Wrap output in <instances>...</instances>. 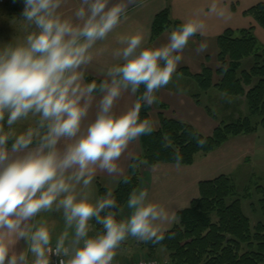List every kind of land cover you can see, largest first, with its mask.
<instances>
[{"label":"clouds","instance_id":"obj_1","mask_svg":"<svg viewBox=\"0 0 264 264\" xmlns=\"http://www.w3.org/2000/svg\"><path fill=\"white\" fill-rule=\"evenodd\" d=\"M66 3L24 0L29 31L22 42L0 48V264H50L53 254L59 264H113L129 237L153 244L164 239L166 210L149 200L147 188L131 192L125 217L111 190L93 199L90 186L97 171L120 174L118 161L129 145L153 132L141 109L158 102L156 93L172 82L204 23L194 14L159 46H143L140 31L119 34L113 56L120 62L103 73L106 79L85 82L97 43L127 20L133 0H79L71 14L62 11ZM206 49L201 43L196 50ZM141 86L132 106L117 114L122 94L135 95ZM93 106L95 117L85 126ZM30 115L38 117L35 127L14 139L4 132L5 117L11 128ZM174 159L179 167L182 156ZM52 211L62 212L65 225L55 247L46 222H35ZM92 221L102 231L89 235ZM20 240L26 247L16 252Z\"/></svg>","mask_w":264,"mask_h":264},{"label":"trees","instance_id":"obj_2","mask_svg":"<svg viewBox=\"0 0 264 264\" xmlns=\"http://www.w3.org/2000/svg\"><path fill=\"white\" fill-rule=\"evenodd\" d=\"M243 14L251 16L264 30V3ZM180 24L170 19L168 7L156 14L148 46H152V41L161 33ZM216 44L217 69L203 67L196 74H190L184 68L181 70L195 81L201 92L214 88L224 97H244L247 116L222 124L209 136H204L188 123L158 114V125L154 126L153 132L138 137L141 154L131 159L127 174L112 190L120 207L126 205L131 192L138 188L143 164L150 168L158 164L176 165L174 157L179 153L182 156L180 166H190L197 155L213 152L230 138L252 134L258 127L264 130V47L255 38L252 27L235 31L227 29L217 37ZM247 60H250V66L246 69L243 62ZM214 75L218 77L216 82ZM92 80L100 82L85 76V82ZM143 91L141 86L135 94V101ZM193 98L198 102V95ZM255 117L258 120L252 123ZM140 118L152 121L150 106L142 107ZM198 140L205 141L203 146L197 143ZM12 142L10 139L9 147ZM259 180L264 181V176ZM197 187L198 197L176 213L177 223L163 233L164 239L159 244L149 241L139 246L149 257H156L161 250L169 264H264V185L254 183L241 196L243 200L257 198L256 203L249 204L257 218L254 224L242 209V199L237 197L229 177L219 175L200 181ZM107 191L98 187V197L105 196ZM90 223L94 234L102 231L95 221Z\"/></svg>","mask_w":264,"mask_h":264},{"label":"crops","instance_id":"obj_3","mask_svg":"<svg viewBox=\"0 0 264 264\" xmlns=\"http://www.w3.org/2000/svg\"><path fill=\"white\" fill-rule=\"evenodd\" d=\"M78 2L79 0H67V3L62 11H65L67 14H71ZM117 2H119V0H111V3L113 4ZM259 3H264V0H133V3H131L128 7L127 20H122L120 26L109 35L106 41L97 43L96 48L94 49V59L87 67L85 76H91L102 81L107 78L103 75V73L106 72L112 65L120 62L113 56V50L120 47V45L116 43V38L119 34H131L133 32L140 31L144 36L143 46H148L151 40V25L153 18L165 8L168 7L169 9L170 19L180 23L192 18L194 14H198L204 23V34H197L190 40L188 47L182 53L183 58L176 70V73L174 74L175 77L181 75L183 76L185 79L184 85H186V87H179L178 82L176 85L175 82L172 85L169 84L167 87L156 93L158 102L152 104L153 106H150V115L153 110L156 112L157 116L158 114L162 115L166 113V115H168L166 118L184 122L185 119L191 117V114H193V117L197 116L199 111L196 110L201 111L202 104L200 102L201 91L199 87L195 81L190 76L185 75L181 69H187L190 74L200 73L203 67H207L210 59H213L211 60L213 63L211 64L210 69H217L218 62L216 60V39L227 29L235 31L252 27L255 38L264 47V30L257 25L251 16L243 14L245 11ZM23 8L24 0H4V3L0 4V12H5L8 15L10 14V16L14 13L17 14L20 9L23 11ZM171 31V29H168L157 36L152 41V46H159L166 43L168 35ZM201 43H205L207 45V49L203 52H197L196 49ZM214 78L215 75L213 76V79ZM209 91L210 89L202 93L207 96ZM195 95H198V102H196L195 98H193ZM134 102L135 95L130 92H124L121 98L116 102L114 111L119 114L131 107ZM95 112L96 108L93 106L88 117L84 121L85 126L88 122L94 119ZM35 125V121L25 122V120H21L14 124L11 128L5 124L4 132L11 133L14 139L15 136L24 133L29 127H35ZM255 132L249 135H241L230 138L225 144L232 142V140L243 141L244 138H246L244 142H247L248 144V142L254 138L252 136H255ZM140 154L141 148L137 138L129 145L128 149L118 161V164L122 169L120 174L109 175L106 172L97 171L92 185L90 186L93 199L99 198L97 194L98 187L111 191L114 190L119 180L127 174L131 159L138 157ZM169 165L174 166V164ZM160 168L165 169L166 167H162V164H158L150 168L143 164L140 170L139 186L137 189L147 188L149 192V200L166 208V204H164L166 201L163 197L160 198V195L158 194L159 189L153 190L154 177L156 176V173V178L160 175L163 176L162 173L157 172ZM172 168L175 169V167ZM199 182H197V184ZM156 186L157 188L159 187L158 183H156ZM174 191L177 194V197L172 200L165 209L167 220L163 224L165 229L164 232L170 230L177 223L176 213L187 208L190 201L195 199V197L193 198L191 196L190 200H188L189 198L185 200L186 190L184 188V182H182V184L178 187L174 185ZM123 208V215L126 217L129 214V210L126 205L123 206ZM120 218L121 217L119 216V219ZM40 221L46 222L47 227L51 230L52 245L55 247L56 240L65 227L62 212L52 211L41 213L36 218L35 222L39 223ZM89 235H94L93 230L89 233ZM140 243L143 242L129 237L122 244L125 247H122V245L120 246L114 260L118 261L117 257L120 255L134 254L133 257H137L142 253H145V251L139 246ZM25 247V242L20 240L15 245L14 250L19 252ZM158 252L159 256H161L159 259H166L165 254L161 250ZM29 258L31 259V256Z\"/></svg>","mask_w":264,"mask_h":264},{"label":"rangeland","instance_id":"obj_4","mask_svg":"<svg viewBox=\"0 0 264 264\" xmlns=\"http://www.w3.org/2000/svg\"><path fill=\"white\" fill-rule=\"evenodd\" d=\"M21 13V9L17 14L14 13L11 16L5 12H0V48L6 44L22 42L27 35L29 29L26 28ZM211 60L213 59L209 60L207 68H211L210 66L213 63ZM218 66L219 64L217 65V68ZM249 66L250 60L243 62L244 68L247 69ZM211 70L214 71V69ZM217 79L218 77L215 76L214 82H216ZM184 81L185 79L182 75L176 77L173 75L170 85L174 82L176 85L178 82L179 87L185 88L186 85H184ZM200 102L202 104V109L201 111L196 110L199 111L198 115L193 117V114H191V117L185 119L184 122L192 125L204 136H209L216 127L222 124L235 122L238 118L246 117L248 114L244 97H224L213 88L210 89L207 96L201 92ZM162 116L166 118L168 115L165 113L162 114ZM151 117L153 119V124L156 127L158 125V118L156 112L153 110ZM6 119L7 117H5V124H7ZM37 119L38 117L30 115L25 122H36ZM257 120L256 117L252 118V123H256ZM252 137H254V140L251 139L248 144L247 142H244L246 138H244L243 141L232 140V142L225 144L213 152L199 154L196 156L194 163L190 166L176 167V165L170 166L169 164H162V167L166 168L158 169L157 172L162 173L163 176L160 175L156 178V173L153 190L159 189L158 194L160 195V198L163 197L166 201L164 204H166L167 208L168 204L177 197V194L174 191V185L178 187L184 182V188L186 190L185 200L188 198V200H190L191 196L193 198L198 197L197 182L210 180L219 175H224L232 180L235 193L237 197L241 198L242 194L245 191L248 192L250 186L254 183L264 185V181L259 180L261 176H264V130L258 127L255 136ZM172 167H175V169ZM156 183L159 185L158 188ZM252 193L254 194L253 191ZM256 199V196H253L251 200H241L242 209L250 218L252 224L255 223L257 218L251 212L249 204L256 203ZM122 247L125 246L122 245ZM118 251L119 249H117V252ZM133 256L134 254L120 255L117 257V260L123 262L124 260L135 258ZM140 256L143 257L148 255L145 252ZM160 257L161 256L156 255L157 259Z\"/></svg>","mask_w":264,"mask_h":264},{"label":"built area","instance_id":"obj_5","mask_svg":"<svg viewBox=\"0 0 264 264\" xmlns=\"http://www.w3.org/2000/svg\"><path fill=\"white\" fill-rule=\"evenodd\" d=\"M4 0H0V4H3ZM60 257L52 255L50 257L51 264H59ZM113 264H169L168 259H157L149 256H137L132 260L113 261Z\"/></svg>","mask_w":264,"mask_h":264}]
</instances>
